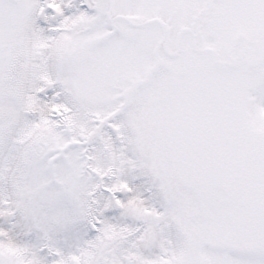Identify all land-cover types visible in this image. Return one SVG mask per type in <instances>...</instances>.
<instances>
[{"label":"snow or ice","instance_id":"6c2138e0","mask_svg":"<svg viewBox=\"0 0 264 264\" xmlns=\"http://www.w3.org/2000/svg\"><path fill=\"white\" fill-rule=\"evenodd\" d=\"M0 264H264V0H0Z\"/></svg>","mask_w":264,"mask_h":264}]
</instances>
